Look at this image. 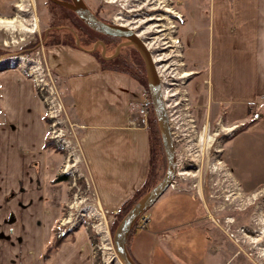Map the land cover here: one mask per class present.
<instances>
[{
    "label": "crops",
    "instance_id": "crops-1",
    "mask_svg": "<svg viewBox=\"0 0 264 264\" xmlns=\"http://www.w3.org/2000/svg\"><path fill=\"white\" fill-rule=\"evenodd\" d=\"M11 1L0 0V10ZM207 5L208 14L196 20L190 40L197 60L206 65L209 106L229 121L243 123L252 115L254 121L229 143L238 147L247 140L264 148V0H210ZM68 30L70 42L49 44L44 58L78 125L100 202L124 208L144 187L151 167L150 129L139 124L135 107L147 88L130 73L102 63L101 58L120 52L125 36L109 35L116 40L107 45L102 37L90 41ZM48 131L34 80L16 65L1 68L0 264H95L88 230L56 233L69 189L55 171L64 153ZM233 156L238 160L239 150ZM172 197L158 200L145 227L137 226L130 235L128 248L137 263L156 264L159 247L170 253L174 249L173 234L166 231L191 213V196L180 190Z\"/></svg>",
    "mask_w": 264,
    "mask_h": 264
},
{
    "label": "rangeland",
    "instance_id": "rangeland-1",
    "mask_svg": "<svg viewBox=\"0 0 264 264\" xmlns=\"http://www.w3.org/2000/svg\"><path fill=\"white\" fill-rule=\"evenodd\" d=\"M85 1L108 23L120 24L123 21L135 25L138 31L151 30L145 36L147 41L155 39L151 35L161 36L160 45L153 47V51L156 56L165 55L159 62L161 65H168L166 86H172L170 91L173 95L169 98L172 99L173 118L174 113L177 116L170 126L178 133L174 136L178 173L173 184L160 196L158 203L167 198L172 200V196L181 190L191 196V213L187 217L183 216L176 224L168 226L166 232L173 234L174 249L170 253L164 248L159 251V247L156 250V264H264V255L257 248L259 245L247 239L258 236L255 230H261L263 226L259 220L260 216H264V148L247 140L238 147L234 142L229 143L254 118L250 115L248 118L251 119L243 123L229 121L225 114L220 115L210 108L209 89L205 79L206 65L201 59L197 60L200 57L195 54L196 47L190 40L198 24L196 20H205L210 0H166L164 4L150 3L149 6L142 0H133L131 4H126L123 0ZM9 5L5 11L0 10V18L15 19L12 24L0 22V57L6 56L0 65L4 66L20 59L15 54L33 55L37 50L44 53L49 44L62 42L63 38L45 40L50 28L58 29L57 35L62 34V37L67 33L68 27L78 35L77 26L83 22L79 16L51 0H12ZM152 15L162 18H150ZM35 19L38 21L37 29L28 30ZM155 23L158 26H154ZM156 28L161 30L156 31ZM120 41H123L120 42V48L133 53L138 61L144 63L147 72L140 51L128 44L126 38L123 37ZM114 50L112 48L108 53ZM203 57L202 54L201 58ZM147 81L146 86L151 90L148 72ZM148 93L146 91L144 97ZM213 108L216 109V106ZM44 113L48 119L45 107ZM48 125V138L51 139L49 121ZM53 144L64 153V162L55 171L58 179L65 180L69 189L68 200L64 203L62 216L55 228L57 235L60 237L63 231L70 234L86 229L93 235L95 264H123L116 251L113 236L118 226L115 227V224L124 208L121 207V213L107 215L113 243L102 244L90 223L95 214L86 213L91 201L88 197L92 198V188L88 187L85 178L91 179L87 163L83 160L73 165L67 153L55 142ZM238 150L240 158L236 160L233 154ZM154 163L158 164L157 157ZM159 167V174L165 175L166 151ZM195 196L198 199L193 198ZM155 203L138 217L136 226H142L146 222L152 209L158 205ZM77 215H80L79 221L71 227L70 220ZM176 241L180 242L179 250Z\"/></svg>",
    "mask_w": 264,
    "mask_h": 264
},
{
    "label": "built area",
    "instance_id": "built-area-1",
    "mask_svg": "<svg viewBox=\"0 0 264 264\" xmlns=\"http://www.w3.org/2000/svg\"><path fill=\"white\" fill-rule=\"evenodd\" d=\"M15 55H17L20 59L15 60L14 62L12 61L11 63L13 64L11 65H0V70L3 67L16 65L21 67L34 80L50 123L51 140H53V142H55L63 152L67 153L68 159L73 162V165H76L78 162L83 160L86 161L81 139L77 132L78 125L73 119H71L67 112L64 100L57 86L52 70L44 58L43 52H41V50H37V52L33 55H28L27 53H18ZM3 57L4 56H1L0 59ZM156 68L158 71L157 65ZM158 74L162 84V92L168 110L169 120L172 124L173 119L177 117L174 113L173 118V112L171 109L172 99L170 100L169 98L173 95V92L170 91L172 86L169 88L166 86V83H168L166 74H160L159 71ZM135 107L139 124L142 126L149 125V119L152 112V99L146 96L141 102L137 103ZM172 134L174 138V136L178 133H176V130H172ZM85 178L88 187H91L93 191H91L92 198L88 197L91 201L86 208V213L95 214L94 217L89 215V217H92V221H90V223L95 229V233L99 240H101L100 242L102 244H112L111 231L106 217L110 213H121L122 208L118 207L112 209L102 205L94 188L92 177L91 179L88 177ZM79 216L80 215H77L73 220H70L71 224H69L72 225L71 227L77 224L80 218ZM145 223L146 222H144L142 226H144Z\"/></svg>",
    "mask_w": 264,
    "mask_h": 264
},
{
    "label": "water",
    "instance_id": "water-1",
    "mask_svg": "<svg viewBox=\"0 0 264 264\" xmlns=\"http://www.w3.org/2000/svg\"><path fill=\"white\" fill-rule=\"evenodd\" d=\"M58 5L74 10L79 17L91 28L107 35H123L128 44H133L145 60L150 89L155 112L159 121L163 144L167 154V170L163 178L147 193H145L125 214L114 232V244L123 264H138L131 256L127 247V239L138 217L150 208L160 196L173 184L178 172V157L176 145L170 126L166 103L164 101L162 84L156 68L152 53L140 39L138 34L130 27L108 23L97 16L85 0H51Z\"/></svg>",
    "mask_w": 264,
    "mask_h": 264
},
{
    "label": "trees",
    "instance_id": "trees-1",
    "mask_svg": "<svg viewBox=\"0 0 264 264\" xmlns=\"http://www.w3.org/2000/svg\"><path fill=\"white\" fill-rule=\"evenodd\" d=\"M53 2V1H52ZM65 10H68L72 12L74 15L77 16V14L71 10L68 7H64L62 5H59ZM77 30L79 32V35L86 36V38L90 41H95L98 37H102L104 34L101 32H98L94 30L93 28L89 27L86 23L82 22L81 24L77 26ZM58 29L50 28L48 30V33L45 35V40H48L49 38H54L59 40L60 38H63L65 43H68V41L72 38L71 32L68 30L66 35L64 34L62 37V34H58ZM52 34V37L51 35ZM58 42V41H57ZM61 42V41H59ZM115 43V42H114ZM133 46V44H131ZM127 47V46H125ZM124 47V48H125ZM136 48V47H135ZM102 63H104V66L107 68H113L117 70H123L128 73H130L132 76L137 78L140 82H142L145 86L148 84L147 81V72L144 66V63L138 61V59L135 58L134 54L129 51H124L123 49L120 50V52L111 59H105L101 58ZM147 87V86H146ZM148 97L151 98V90H149V86L147 87ZM254 121V120H252ZM149 129H150V135H151V148H152V157H151V167L150 172L148 175V179L146 183L144 184V187L131 198L126 206L123 209V212L119 214V219L115 224V227L119 224V222L122 220V218L125 216V214L129 211V209L145 194L147 193L153 186H155L164 176V174L160 175V167L159 162L163 160L164 157V151L165 147L163 144L162 134L159 126V121L155 112L154 104L152 102V112L149 119ZM156 157L158 158V164L154 163L156 161ZM61 177H64L63 175ZM137 222L134 223L133 228L128 236V239L132 232L136 229ZM128 239H127V247H128ZM129 249V248H128ZM130 251V250H129Z\"/></svg>",
    "mask_w": 264,
    "mask_h": 264
},
{
    "label": "bare ground",
    "instance_id": "bare-ground-1",
    "mask_svg": "<svg viewBox=\"0 0 264 264\" xmlns=\"http://www.w3.org/2000/svg\"><path fill=\"white\" fill-rule=\"evenodd\" d=\"M121 2H122V0H120ZM123 1H125V3L127 4H131V2L133 1V0H123ZM142 1H144V4L146 3L147 5L148 4H150V3H152V4H157L158 3V5H159V3H165L166 2V0H142ZM141 3V2H140ZM141 4H143V3H141ZM149 6V5H148ZM157 7H161V6H157ZM119 18H122L121 16H119ZM150 18H157V19H160V18H162V16H156V15H152ZM149 18V19H150ZM132 20V19H131ZM0 22H3V23H10V24H12V23H14L15 22V19H5V18H0ZM127 24H129V23H127V22H123V21H121V23H120V25H124V26H127V27H130L132 30H134L137 34H138V36L140 37V39H142V41H144V43L146 44V46L148 47V49H149V51L151 52V53H153L152 54V56H153V58H154V61H155V63H156V65L158 66V71H159V73L160 74H168V65H161V63L159 62V60H161L162 61V59L161 58H163V56H165V55H159V56H156V55H154V51H153V47H156L158 44L160 45V40H161V36H160V34L159 35H151V36H153V37H155V39L151 42V41H147L146 39H145V36H148V32H150L151 30H140V31H138L137 29H136V27H135V25L133 26V24H129V25H127ZM154 26H158V23H155L154 24ZM37 27H38V21H37V19H35V21L32 23V26L30 27V29H28V30H32V31H35L36 29H37ZM155 28V27H154ZM161 29L160 28H156V31H160ZM153 32V31H152ZM155 32V31H154ZM146 34V35H145ZM150 34V33H149ZM150 36V37H151ZM164 36V35H163ZM6 56H4L3 58H5ZM9 57H11V56H9ZM3 58L2 59H0V62H1V60L3 61ZM170 72V71H169ZM178 173V172H177ZM262 216H260V220H259V222H260V224H262L263 226H264V216L261 218ZM257 224H258V221H257ZM262 226V229L260 230V228H259V230L257 229V230H255L256 231V234L258 235V236H255V237H249V238H247L248 240H249V242H255V243H257L259 246L257 247L258 249H260L259 251L260 252H262V254L264 255V246H262V245H264V227ZM249 236V235H248Z\"/></svg>",
    "mask_w": 264,
    "mask_h": 264
},
{
    "label": "flooded vegetation",
    "instance_id": "flooded-vegetation-1",
    "mask_svg": "<svg viewBox=\"0 0 264 264\" xmlns=\"http://www.w3.org/2000/svg\"><path fill=\"white\" fill-rule=\"evenodd\" d=\"M72 10V9H71ZM74 11V10H73ZM75 12V11H74ZM93 12L97 15V16H99V14L96 12V11H94L93 10ZM76 13V12H75ZM77 14V13H76ZM78 16V15H77ZM101 19H103L101 16H99ZM104 20V19H103ZM70 28V27H69ZM102 40L104 41V43L105 44H107L108 45V43L109 44H111L112 43V41H114L115 42V40H116V38H112L111 36H109V35H103L102 36Z\"/></svg>",
    "mask_w": 264,
    "mask_h": 264
}]
</instances>
